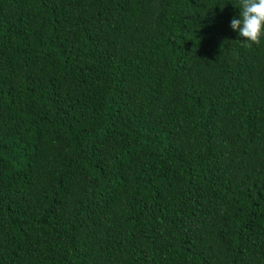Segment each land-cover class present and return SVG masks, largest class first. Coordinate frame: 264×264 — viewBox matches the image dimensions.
Returning a JSON list of instances; mask_svg holds the SVG:
<instances>
[{
	"label": "trees",
	"instance_id": "obj_1",
	"mask_svg": "<svg viewBox=\"0 0 264 264\" xmlns=\"http://www.w3.org/2000/svg\"><path fill=\"white\" fill-rule=\"evenodd\" d=\"M235 3L0 0V264H264Z\"/></svg>",
	"mask_w": 264,
	"mask_h": 264
},
{
	"label": "clouds",
	"instance_id": "obj_2",
	"mask_svg": "<svg viewBox=\"0 0 264 264\" xmlns=\"http://www.w3.org/2000/svg\"><path fill=\"white\" fill-rule=\"evenodd\" d=\"M233 7L237 11L229 19V28L241 37L242 42H259L264 36V0H236Z\"/></svg>",
	"mask_w": 264,
	"mask_h": 264
}]
</instances>
